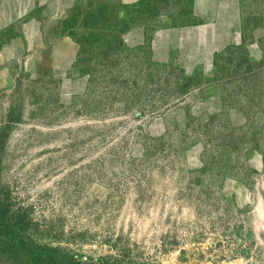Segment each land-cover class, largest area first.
<instances>
[{"label": "rangeland", "instance_id": "obj_1", "mask_svg": "<svg viewBox=\"0 0 264 264\" xmlns=\"http://www.w3.org/2000/svg\"><path fill=\"white\" fill-rule=\"evenodd\" d=\"M264 264V0H0V264Z\"/></svg>", "mask_w": 264, "mask_h": 264}, {"label": "trees", "instance_id": "obj_2", "mask_svg": "<svg viewBox=\"0 0 264 264\" xmlns=\"http://www.w3.org/2000/svg\"><path fill=\"white\" fill-rule=\"evenodd\" d=\"M47 264H59L60 261H57L55 258L52 257V259H46ZM101 264H109V263H101Z\"/></svg>", "mask_w": 264, "mask_h": 264}, {"label": "crops", "instance_id": "obj_3", "mask_svg": "<svg viewBox=\"0 0 264 264\" xmlns=\"http://www.w3.org/2000/svg\"><path fill=\"white\" fill-rule=\"evenodd\" d=\"M124 2H134L135 0H123Z\"/></svg>", "mask_w": 264, "mask_h": 264}]
</instances>
